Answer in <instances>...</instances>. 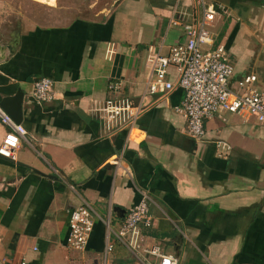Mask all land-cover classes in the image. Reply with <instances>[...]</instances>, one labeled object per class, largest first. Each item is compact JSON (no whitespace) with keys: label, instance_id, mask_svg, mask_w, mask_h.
<instances>
[{"label":"crops","instance_id":"obj_1","mask_svg":"<svg viewBox=\"0 0 264 264\" xmlns=\"http://www.w3.org/2000/svg\"><path fill=\"white\" fill-rule=\"evenodd\" d=\"M206 2L218 12L213 44L225 45L234 68L228 85L235 90L253 74V86L264 89V0ZM176 5L199 20L192 0H120L110 12L63 23H0V101L22 92L26 130L14 160L0 155L5 264H101L104 256L107 264H137L115 232L144 194L153 223L139 225L142 245L158 244L178 264H264V123L218 112L196 140L175 111L181 88L147 93L148 50L165 54L184 39L181 26L168 25ZM41 77L54 83L37 101ZM167 77L177 81L173 66ZM112 97L143 110L131 130L106 136L92 108ZM6 130L0 122V144ZM83 202L95 214L80 251L67 236L70 211Z\"/></svg>","mask_w":264,"mask_h":264},{"label":"built area","instance_id":"obj_2","mask_svg":"<svg viewBox=\"0 0 264 264\" xmlns=\"http://www.w3.org/2000/svg\"><path fill=\"white\" fill-rule=\"evenodd\" d=\"M192 1L193 11L200 14L199 20L193 22L192 18L189 21L192 12L176 5L168 23L169 26L183 28V41L170 46L165 54L152 50H148L146 54V62L150 67L148 95L167 92L176 86L181 88L184 97L175 111L185 118L186 132L196 140L204 136L205 120L218 112H245L255 117L259 123H264V89L253 86L256 80L253 74L237 79L235 90L228 85L234 68L225 45L221 41L213 44L210 31L218 12L206 0ZM113 54L114 46L108 44L106 56L110 58ZM172 66L177 72L176 82L167 77L168 69ZM53 83L48 77L36 79L32 92L34 99L43 101L49 98ZM108 87L114 91L119 84L110 82ZM142 110L143 104L135 103L130 97L107 98L92 108L106 136L124 129L131 130ZM0 122L7 128L0 144V155L14 160L20 139L25 137L26 130L1 107ZM114 164L119 166L118 157L114 159ZM148 200V196L144 194L143 199L128 211L115 236L134 255L137 264H178L177 258L164 252L158 244L144 246L140 241L139 225L150 226L153 223ZM94 214L95 210L87 202L70 211L67 244L71 249L84 250L93 228ZM111 247V244L106 245L105 255ZM0 264H5V259H0ZM101 264H107L105 256Z\"/></svg>","mask_w":264,"mask_h":264},{"label":"rangeland","instance_id":"obj_3","mask_svg":"<svg viewBox=\"0 0 264 264\" xmlns=\"http://www.w3.org/2000/svg\"><path fill=\"white\" fill-rule=\"evenodd\" d=\"M0 0V23L24 19L31 24L63 23L75 16L110 12L120 0ZM92 4V5H91Z\"/></svg>","mask_w":264,"mask_h":264},{"label":"water","instance_id":"obj_4","mask_svg":"<svg viewBox=\"0 0 264 264\" xmlns=\"http://www.w3.org/2000/svg\"><path fill=\"white\" fill-rule=\"evenodd\" d=\"M22 92L19 90L13 95L3 98L0 107L16 122L21 121Z\"/></svg>","mask_w":264,"mask_h":264}]
</instances>
